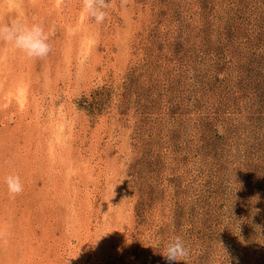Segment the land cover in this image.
I'll return each instance as SVG.
<instances>
[{"label":"rangeland","instance_id":"374dc122","mask_svg":"<svg viewBox=\"0 0 264 264\" xmlns=\"http://www.w3.org/2000/svg\"><path fill=\"white\" fill-rule=\"evenodd\" d=\"M82 9L0 0L51 45L0 42V264H264V0Z\"/></svg>","mask_w":264,"mask_h":264},{"label":"clouds","instance_id":"9594fccd","mask_svg":"<svg viewBox=\"0 0 264 264\" xmlns=\"http://www.w3.org/2000/svg\"><path fill=\"white\" fill-rule=\"evenodd\" d=\"M83 13L95 19L97 24L102 23L106 17V0H82ZM98 3L102 4L97 8ZM49 36L39 23L27 24L19 19L10 23L0 22V42L10 44L13 48L23 52L30 59H44L51 52L48 43ZM8 193L15 197L23 192L24 187L18 175H8L4 178ZM188 249L180 236L168 241L160 253L167 264H182L188 256Z\"/></svg>","mask_w":264,"mask_h":264},{"label":"bare ground","instance_id":"6f19581e","mask_svg":"<svg viewBox=\"0 0 264 264\" xmlns=\"http://www.w3.org/2000/svg\"><path fill=\"white\" fill-rule=\"evenodd\" d=\"M14 12H15V11H14ZM57 13H58V12H57ZM20 17H21V16H20ZM95 35H96V34H95ZM88 46H89V45H88ZM86 47H87V46H86ZM86 47H85V48H86ZM78 50H79V49H78ZM41 69H42V68H41ZM29 131H30V130H29ZM86 201H87V200H86ZM97 205H98V204H97ZM113 211H114V210H113ZM109 218H110V217H109ZM112 221H113V219H112ZM19 222H20V221H19ZM97 226H98V225H97ZM21 254H22V253H21Z\"/></svg>","mask_w":264,"mask_h":264}]
</instances>
